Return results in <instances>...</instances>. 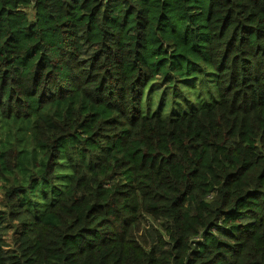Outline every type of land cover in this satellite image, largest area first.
Returning <instances> with one entry per match:
<instances>
[{"label":"trees","instance_id":"trees-1","mask_svg":"<svg viewBox=\"0 0 264 264\" xmlns=\"http://www.w3.org/2000/svg\"><path fill=\"white\" fill-rule=\"evenodd\" d=\"M0 264H264V0H0Z\"/></svg>","mask_w":264,"mask_h":264},{"label":"rangeland","instance_id":"rangeland-1","mask_svg":"<svg viewBox=\"0 0 264 264\" xmlns=\"http://www.w3.org/2000/svg\"><path fill=\"white\" fill-rule=\"evenodd\" d=\"M159 97V93L156 95V98H158Z\"/></svg>","mask_w":264,"mask_h":264}]
</instances>
